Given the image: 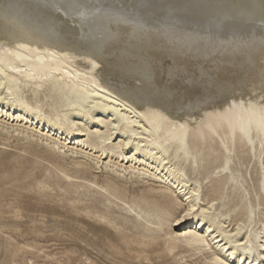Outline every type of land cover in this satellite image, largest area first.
<instances>
[{"label":"bare ground","instance_id":"6f19581e","mask_svg":"<svg viewBox=\"0 0 264 264\" xmlns=\"http://www.w3.org/2000/svg\"><path fill=\"white\" fill-rule=\"evenodd\" d=\"M0 126L101 164L78 177L43 152L118 212L183 226L166 256L263 263L264 0H0ZM126 175L146 180L136 199ZM123 234L111 252L160 250Z\"/></svg>","mask_w":264,"mask_h":264},{"label":"rangeland","instance_id":"374dc122","mask_svg":"<svg viewBox=\"0 0 264 264\" xmlns=\"http://www.w3.org/2000/svg\"><path fill=\"white\" fill-rule=\"evenodd\" d=\"M121 77L129 85L134 83L128 73ZM40 142L30 137L29 131L7 133L0 126V264H210L209 251L203 255L176 249L166 256V242L178 241L183 226L159 228L157 221L148 220L139 210V216L136 211L118 212L116 205L105 201L99 190L89 188L83 179H60L52 163L42 160L44 151L71 168L75 176L83 175L80 170L98 180L111 174L101 164L99 170L89 168L93 162L80 154L50 153ZM78 162L83 164L75 168L73 164ZM145 181L126 175L122 184L130 199H136ZM145 185L159 186L152 181ZM207 188H202L201 199L208 194ZM111 225L116 232L128 234L126 242H152L160 250L142 252L139 257L134 253L120 256L116 247L111 252ZM145 235L149 237L145 239Z\"/></svg>","mask_w":264,"mask_h":264}]
</instances>
